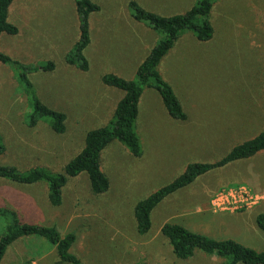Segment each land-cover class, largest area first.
I'll list each match as a JSON object with an SVG mask.
<instances>
[{
	"label": "rangeland",
	"instance_id": "rangeland-1",
	"mask_svg": "<svg viewBox=\"0 0 264 264\" xmlns=\"http://www.w3.org/2000/svg\"><path fill=\"white\" fill-rule=\"evenodd\" d=\"M100 9L90 14L91 42L85 49L90 68L66 62V52L79 38L75 0H15L9 20L16 34L2 32L0 50L28 66L53 60L50 71L32 70L29 77L39 97L67 114L66 130L56 133L44 120L30 127L28 99L15 70L0 63V133L5 148L0 163L22 169H60L82 147L88 129L112 117L123 90L102 82L106 72L135 78L136 68L160 34L131 15L129 0H93ZM161 14L183 12L198 0H137ZM215 32L200 41L184 32L163 57L159 69L175 88L188 114L172 118L161 96L145 87L137 129L143 153L133 155L114 140L102 152V169L110 179L107 191L94 194L85 173L68 182L63 200L52 205L43 181L24 184L0 177V205L25 221L75 231L71 251L82 264H222L223 258L197 249L180 259L161 232L165 222L222 238L232 237L264 249V231L256 223L257 206H218L213 200L244 187L264 195L255 184L252 165L263 172L264 158L239 159L200 175L171 193L152 212L151 229L140 234L134 218L136 202L182 173L189 162L215 161L232 146L264 129V0H217L210 15ZM236 195H238L236 193ZM7 221L0 216V235ZM0 264H68L43 238L22 237ZM243 264V263H238Z\"/></svg>",
	"mask_w": 264,
	"mask_h": 264
},
{
	"label": "trees",
	"instance_id": "trees-1",
	"mask_svg": "<svg viewBox=\"0 0 264 264\" xmlns=\"http://www.w3.org/2000/svg\"><path fill=\"white\" fill-rule=\"evenodd\" d=\"M15 0H0V35L2 32L16 34L18 26L9 20V10ZM217 0H198L183 12L161 14L145 8L137 0H129L132 17L144 22L160 37L136 68L135 78H127L115 72H106L101 76L104 84L123 90L116 103L112 117L104 125L86 131L81 149L60 169L47 166H32L26 169L16 164L0 163V177L11 181L33 184L45 182L48 187V200L56 206L62 203L64 189L68 182L87 175L89 186L94 194L104 193L109 189L110 179L102 169V152L114 140L120 141L135 156L143 153L142 141L137 129L140 114V99L145 87L154 88L161 96L168 114L177 120H186L188 114L173 85L162 75L159 65L161 60L173 48L180 36L192 32L200 41H208L214 36L215 28L210 20L211 12ZM79 18V38L66 52L65 60L82 71L90 68L85 49L91 42L90 14L100 9L93 0H75ZM0 63L9 64L16 73L18 82L27 96L29 111L28 126L34 127L44 120L56 133L66 130L67 114L46 104L38 95L34 83L29 77L32 70L50 71L55 68L53 60H46L36 65H26L0 50ZM0 133V152L5 144ZM264 150V129L254 136L235 144L222 157L215 161H192L184 171L170 182L158 187L139 199L134 206V218L140 234L147 233L152 226V212L165 197L191 184L200 175L226 166L239 159L249 158ZM0 216L7 221L5 231L0 235V262L8 248L22 237H40L55 246L59 261L68 264H82L81 258L71 251L76 241L75 231L61 233L56 225L25 221L17 210L0 205ZM258 227L264 231V211L255 217ZM161 232L172 245L173 252L180 259H188L200 249L207 254L223 258L222 264H264V249L258 250L235 238H217L195 231L178 222H165Z\"/></svg>",
	"mask_w": 264,
	"mask_h": 264
},
{
	"label": "built area",
	"instance_id": "built-area-1",
	"mask_svg": "<svg viewBox=\"0 0 264 264\" xmlns=\"http://www.w3.org/2000/svg\"><path fill=\"white\" fill-rule=\"evenodd\" d=\"M236 193L238 195H236ZM264 199L263 194L252 193L244 187L239 188V190L235 189V192L230 191L227 194L219 193L216 198L213 200L214 205L222 206L224 202H228L229 204H240L245 205L250 202H255L257 200Z\"/></svg>",
	"mask_w": 264,
	"mask_h": 264
},
{
	"label": "crops",
	"instance_id": "crops-1",
	"mask_svg": "<svg viewBox=\"0 0 264 264\" xmlns=\"http://www.w3.org/2000/svg\"><path fill=\"white\" fill-rule=\"evenodd\" d=\"M259 158H264V150L260 151L258 153H256L255 155L246 158V159H253L252 161L255 162L257 159ZM263 172L257 170L254 166V163L252 165V176H253V180L255 182V184H258L259 186H263L264 184V178H263ZM258 209L256 210V215L258 214V212L260 211H264V203L260 204V206H257Z\"/></svg>",
	"mask_w": 264,
	"mask_h": 264
}]
</instances>
